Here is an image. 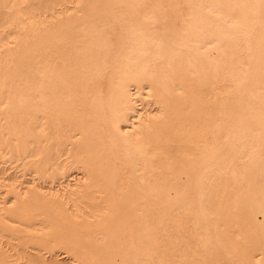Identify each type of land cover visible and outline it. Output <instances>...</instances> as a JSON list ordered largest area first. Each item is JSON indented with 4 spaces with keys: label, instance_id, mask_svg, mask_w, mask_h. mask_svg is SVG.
I'll use <instances>...</instances> for the list:
<instances>
[{
    "label": "bare ground",
    "instance_id": "6f19581e",
    "mask_svg": "<svg viewBox=\"0 0 264 264\" xmlns=\"http://www.w3.org/2000/svg\"><path fill=\"white\" fill-rule=\"evenodd\" d=\"M0 264H264V0H0Z\"/></svg>",
    "mask_w": 264,
    "mask_h": 264
}]
</instances>
